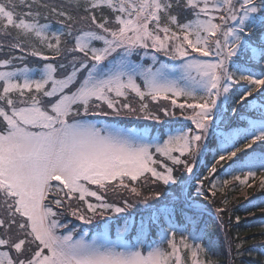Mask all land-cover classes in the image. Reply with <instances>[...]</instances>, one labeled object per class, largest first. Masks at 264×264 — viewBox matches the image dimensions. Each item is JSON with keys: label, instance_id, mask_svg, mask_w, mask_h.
<instances>
[{"label": "snow or ice", "instance_id": "6c2138e0", "mask_svg": "<svg viewBox=\"0 0 264 264\" xmlns=\"http://www.w3.org/2000/svg\"><path fill=\"white\" fill-rule=\"evenodd\" d=\"M257 179L264 0H0V264H218Z\"/></svg>", "mask_w": 264, "mask_h": 264}, {"label": "trees", "instance_id": "16d2710c", "mask_svg": "<svg viewBox=\"0 0 264 264\" xmlns=\"http://www.w3.org/2000/svg\"><path fill=\"white\" fill-rule=\"evenodd\" d=\"M228 178L230 177L222 171L218 173V179L221 181ZM249 183H252V187L241 186L238 182L234 187L229 186L223 195L218 193L217 204L209 206L210 215L205 217L209 237L205 238L204 243L207 244L209 239L211 240L210 258L217 261L218 264H229V260L236 256L235 242L237 238L247 241L244 247L249 251L242 257H236L232 264H264V212L260 211L264 205L250 208L249 212H245L244 208L239 207L240 205H247L248 200L259 197L261 192H264L259 188L258 179L254 183L252 181ZM225 195L229 201L228 207L239 210L231 213L230 223L228 222L229 213H224L225 224L221 227L220 219L215 213V207L223 206L220 204V200ZM237 216L240 217L238 225L236 223ZM230 243L231 256L229 253Z\"/></svg>", "mask_w": 264, "mask_h": 264}]
</instances>
